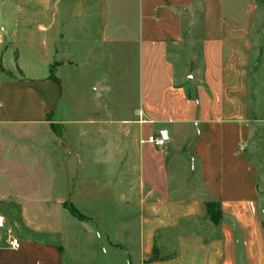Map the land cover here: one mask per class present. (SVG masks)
Masks as SVG:
<instances>
[{"label": "crops", "instance_id": "obj_1", "mask_svg": "<svg viewBox=\"0 0 264 264\" xmlns=\"http://www.w3.org/2000/svg\"><path fill=\"white\" fill-rule=\"evenodd\" d=\"M256 20L255 0H0V264H264Z\"/></svg>", "mask_w": 264, "mask_h": 264}, {"label": "rangeland", "instance_id": "obj_2", "mask_svg": "<svg viewBox=\"0 0 264 264\" xmlns=\"http://www.w3.org/2000/svg\"><path fill=\"white\" fill-rule=\"evenodd\" d=\"M255 3H256V11H257V20H256L257 33L254 35L257 37V41L259 42V47L257 50L258 63L259 64L257 66V69L262 70L264 72V0H255ZM253 40H254V38H253ZM175 67H176V72L179 74L181 71V66L177 64ZM183 69H184L185 74H187V72L189 70L188 66L183 67ZM262 74H264V73H262ZM256 83H258L257 89L263 88L262 85H264V81H262V82L258 81ZM6 131H7V128L5 126L0 125V133L5 134ZM16 143H18V142L16 141ZM3 145H5V144H3ZM4 149H6V148H4ZM16 151L17 150L13 149V152H16ZM94 165L97 166V161L94 162ZM97 169H95V171H97ZM96 227H100V226H96Z\"/></svg>", "mask_w": 264, "mask_h": 264}, {"label": "built area", "instance_id": "obj_3", "mask_svg": "<svg viewBox=\"0 0 264 264\" xmlns=\"http://www.w3.org/2000/svg\"><path fill=\"white\" fill-rule=\"evenodd\" d=\"M147 141L152 143L153 145H155L157 147H162L166 143L165 138L161 134H150L147 137ZM9 244L12 247H18L19 246V240L16 237H13L9 241Z\"/></svg>", "mask_w": 264, "mask_h": 264}, {"label": "trees", "instance_id": "obj_4", "mask_svg": "<svg viewBox=\"0 0 264 264\" xmlns=\"http://www.w3.org/2000/svg\"><path fill=\"white\" fill-rule=\"evenodd\" d=\"M214 206L215 204L213 202H207L208 212L211 215V218L216 221L218 218L219 211L218 210L216 211ZM68 209L72 214L78 216L79 218L84 219V216L80 214L78 211H76V209L73 206H68Z\"/></svg>", "mask_w": 264, "mask_h": 264}]
</instances>
